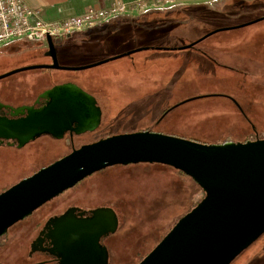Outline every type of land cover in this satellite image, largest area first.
Returning <instances> with one entry per match:
<instances>
[{
    "label": "rangeland",
    "instance_id": "1",
    "mask_svg": "<svg viewBox=\"0 0 264 264\" xmlns=\"http://www.w3.org/2000/svg\"><path fill=\"white\" fill-rule=\"evenodd\" d=\"M250 10L241 23L231 26L204 29L197 17L168 24L166 31L175 37L165 35L164 43L151 51L75 65L89 66L72 71L24 72L39 78L94 79L86 91L94 98L97 95L102 105V132L150 130L201 144L242 142L255 134L264 138V18L251 22L261 16ZM213 30L217 31L206 35ZM8 42L0 45L6 54L33 44L46 46L24 39ZM55 48L63 65L62 51L58 45ZM145 54L150 55L142 59ZM179 171L168 164L135 162L95 174L89 183H98L91 191L110 195L117 216V228L106 238L109 264H138L197 204L198 196L202 198L201 187ZM17 178L5 177L0 186ZM22 223H14L0 236V264H36L40 259L36 253L29 254L30 236L16 234ZM230 264H264V233Z\"/></svg>",
    "mask_w": 264,
    "mask_h": 264
},
{
    "label": "water",
    "instance_id": "2",
    "mask_svg": "<svg viewBox=\"0 0 264 264\" xmlns=\"http://www.w3.org/2000/svg\"><path fill=\"white\" fill-rule=\"evenodd\" d=\"M45 55L50 63L19 70L72 71L89 66L61 65L50 37ZM44 95L51 97L50 102L37 112L11 122L0 121V135L25 142L34 133L63 131L73 122L90 130L100 122L96 99L69 79ZM135 162L168 164L189 175L204 192L138 264H230L264 233V138L201 144L139 130L75 148L0 192V236L87 175ZM106 211L107 215L89 218L65 217L49 231L52 250L61 264H101V256L107 262V249L99 241L116 230L117 216L111 208Z\"/></svg>",
    "mask_w": 264,
    "mask_h": 264
},
{
    "label": "flooded vegetation",
    "instance_id": "3",
    "mask_svg": "<svg viewBox=\"0 0 264 264\" xmlns=\"http://www.w3.org/2000/svg\"><path fill=\"white\" fill-rule=\"evenodd\" d=\"M56 41H54V44ZM46 51L47 46L43 48L36 44L9 51L8 54L0 48V76H2L0 77V121L18 120L47 106L51 97L44 95V93L65 80L69 79L75 82L85 91L87 90L86 86L94 82V79L85 80L84 77L68 79L58 77L39 78L35 74L24 72L33 68L19 70L35 64L50 63L51 59L48 56L47 58L50 61L39 58L40 56H46ZM18 59L22 61H17ZM94 96L96 99L97 95ZM96 101L99 105L101 117L100 122L91 130L85 129L84 125L73 122L70 127L63 131L34 133L25 142L15 137L0 135V185L5 182V177H18L15 181L0 186L1 191L34 174L40 168L49 165L75 148L107 136L119 134L111 133L109 130L104 132L100 130L103 124V112L99 100L96 99ZM0 129H2L1 125ZM131 164H115L87 175L74 186L63 190L21 220L23 223L16 234L30 236L32 250L29 254L31 256L36 253L40 256L36 264H61L59 255L52 250L48 237L49 231L53 230L61 219L71 216L89 218L107 215V208L113 210L111 202H109L110 195L91 191L98 183V180L94 184L89 183L95 180V174H105L109 167L116 165L127 167ZM102 198H105L106 201ZM36 211H39V213H36ZM109 235L110 233L99 241L100 246H105L107 249V262L104 263L101 256L98 260L101 264H109V250L106 242Z\"/></svg>",
    "mask_w": 264,
    "mask_h": 264
},
{
    "label": "crops",
    "instance_id": "4",
    "mask_svg": "<svg viewBox=\"0 0 264 264\" xmlns=\"http://www.w3.org/2000/svg\"><path fill=\"white\" fill-rule=\"evenodd\" d=\"M23 1L31 8L38 9L45 19L58 20L77 15L83 12L88 5L108 7L113 0ZM171 1L173 2L172 6L139 13H128L122 17L112 18L94 28L75 31L59 40L57 39L55 46L58 45L64 57L61 63L67 66H75L97 60L106 62L119 58L121 55L129 54L126 52L154 50L160 46L157 44L164 43L162 38L165 35L175 37L166 31L165 28L168 24L181 21L188 22L189 18L201 19L200 25L206 27L204 29H208L214 28V26H231L241 23L242 18H246L248 15L249 8H251L250 12L254 16H264V0ZM205 10L209 12L207 15L203 12ZM226 18L231 21L225 23L219 21ZM190 30L186 33H189ZM160 40L162 41L157 42ZM149 55L145 54V57L141 58L144 59ZM199 198L200 196H198V201Z\"/></svg>",
    "mask_w": 264,
    "mask_h": 264
},
{
    "label": "built area",
    "instance_id": "5",
    "mask_svg": "<svg viewBox=\"0 0 264 264\" xmlns=\"http://www.w3.org/2000/svg\"><path fill=\"white\" fill-rule=\"evenodd\" d=\"M172 3L171 0H113L108 7L88 5L77 15L47 20L38 9L31 8L23 0H0V45L14 39H24L47 46L48 37L56 41L72 32L94 28L112 18Z\"/></svg>",
    "mask_w": 264,
    "mask_h": 264
},
{
    "label": "trees",
    "instance_id": "6",
    "mask_svg": "<svg viewBox=\"0 0 264 264\" xmlns=\"http://www.w3.org/2000/svg\"><path fill=\"white\" fill-rule=\"evenodd\" d=\"M257 137H258V135H257V134H255L254 136H252V137H251V139H255V138H257ZM248 138H249V137H246V138H244V140H243V141H246V140H248ZM258 138H259V137H258ZM179 172H180V173H182L181 171H179ZM184 174H185V173H184ZM203 196H204V193H203ZM203 196H202V197H203ZM166 233H167V232H166Z\"/></svg>",
    "mask_w": 264,
    "mask_h": 264
}]
</instances>
